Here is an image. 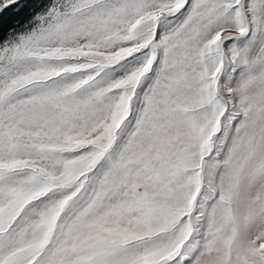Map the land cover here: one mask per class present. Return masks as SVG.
Masks as SVG:
<instances>
[{"label":"snow or ice","instance_id":"6c2138e0","mask_svg":"<svg viewBox=\"0 0 264 264\" xmlns=\"http://www.w3.org/2000/svg\"><path fill=\"white\" fill-rule=\"evenodd\" d=\"M0 264H264V0H0Z\"/></svg>","mask_w":264,"mask_h":264}]
</instances>
